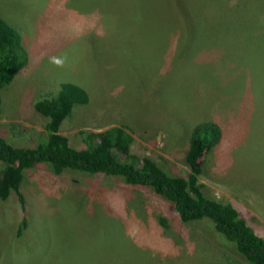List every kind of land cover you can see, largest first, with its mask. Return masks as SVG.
Here are the masks:
<instances>
[{"label":"rangeland","instance_id":"obj_1","mask_svg":"<svg viewBox=\"0 0 264 264\" xmlns=\"http://www.w3.org/2000/svg\"><path fill=\"white\" fill-rule=\"evenodd\" d=\"M80 1L87 13L78 0H0V17L24 36L30 52L28 64L0 88V132L17 146L44 140L46 118L34 102L55 98L64 82H73L86 89L90 101L61 125L72 147L84 149L87 136L124 127L134 139L133 154L187 177L191 130L214 123L221 135L203 159L200 191L230 203L264 238V98L256 99L241 84H264L255 61L261 51L250 54L251 74L229 62L241 34L230 45L207 34L186 50L188 38L171 37L166 54H147L138 81L129 83L133 67L122 57V43L134 39L136 30L127 34L118 20L111 25L102 16V9L116 10V0ZM119 6L139 18L143 1L120 0ZM144 6L158 15L159 2ZM96 15H101L97 27H107L94 31L103 34L95 42L104 56L92 48L87 31ZM249 21L238 19L237 32L245 33ZM148 36L150 46L158 48L156 36ZM200 45L228 51H200ZM112 57L122 71L113 67ZM192 70L194 77L186 79ZM160 104L171 107L162 110ZM3 166L0 162V170ZM20 191L23 207L13 193L0 202V264H248L210 222L184 223L172 203L117 177L56 175L41 164L24 172ZM99 212L114 214L119 225L99 230Z\"/></svg>","mask_w":264,"mask_h":264},{"label":"trees","instance_id":"obj_2","mask_svg":"<svg viewBox=\"0 0 264 264\" xmlns=\"http://www.w3.org/2000/svg\"><path fill=\"white\" fill-rule=\"evenodd\" d=\"M78 1L83 12L87 13L81 1ZM119 1H114L116 10L102 9L100 13L111 19V25L114 24L112 20H118L120 27L127 34L135 29L136 37H140H137L138 41L136 37H128V43H122V57L133 67L131 76L127 77L129 83L138 81L140 70L149 63L147 54L152 56L155 51L159 56L166 54L169 38H188L184 47L186 50L199 45V37L207 34H214L217 41L227 45L234 41L236 35L238 39L241 34V43L233 53L236 56L229 57V62L252 74L253 71L248 67L253 59L250 54L259 49L261 52L255 61L258 74L264 80V0H237L232 6L225 5L226 0H142L143 8L139 10V18L135 17L133 11L124 13ZM151 1L159 2L158 15L156 11L144 8V5ZM100 16L96 15L92 24H88L87 31L90 41L92 40V48L104 56L105 53L101 52L100 46L95 42L100 40L98 37L103 36L95 33V29L98 31L107 28L97 27L96 21ZM242 18L250 19L243 34L237 32V20ZM149 33L152 34V39L156 36L158 48L150 46L152 41L149 40ZM199 48L200 51H228L222 45L217 48L200 45ZM29 60L30 52L24 36L0 17V88L9 84ZM113 67L123 70V67L115 64L114 58ZM194 67L196 64L193 62V69ZM193 77L194 70L186 79L192 80ZM241 84L243 89L251 92L256 99L264 98V84L247 81ZM156 97L160 103V94ZM89 101L85 88L73 82H64L55 98L44 97L34 102L35 111L46 118L44 140L32 147L17 146L10 143L0 132V162L4 165L0 170V202L13 193L23 207L24 199L20 185L24 172L41 164H48L56 175L75 171L92 177H117L126 185L146 189L172 203L184 223L210 222L248 264H264V238L256 234L230 203L210 199L200 191L202 186L197 178L201 173L203 159L210 145L216 144L221 135L216 124L204 122L194 125L184 158L189 174L187 177L176 176L160 167L153 159L147 156L139 158L133 154L134 139L124 127L113 126L87 136V147L84 149L72 147L69 139L60 133L61 125L76 108L86 105ZM1 105L0 97V111ZM170 107L160 104L162 110ZM99 213L103 215V220L97 227L99 230H112L119 225L120 220L114 214Z\"/></svg>","mask_w":264,"mask_h":264}]
</instances>
